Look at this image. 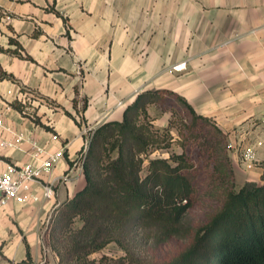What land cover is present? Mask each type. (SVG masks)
Returning <instances> with one entry per match:
<instances>
[{
  "label": "crops",
  "instance_id": "0c3cea01",
  "mask_svg": "<svg viewBox=\"0 0 264 264\" xmlns=\"http://www.w3.org/2000/svg\"><path fill=\"white\" fill-rule=\"evenodd\" d=\"M161 88L227 134L237 182H262L264 0H0V140L23 137L0 145V173L33 161L32 141L65 147L41 179L52 198L36 182L38 201L0 206V264H58L47 228L85 187L77 158L90 133Z\"/></svg>",
  "mask_w": 264,
  "mask_h": 264
},
{
  "label": "trees",
  "instance_id": "16d2710c",
  "mask_svg": "<svg viewBox=\"0 0 264 264\" xmlns=\"http://www.w3.org/2000/svg\"><path fill=\"white\" fill-rule=\"evenodd\" d=\"M153 107L161 110L159 116L170 112L165 125L155 123ZM175 140L180 152L153 156ZM229 150L227 134L182 95L167 88L139 93L121 119L106 121L89 135L82 159L85 187L63 204L50 230L59 264L90 263L91 254L111 243L125 252L117 264H264V165L261 183H239ZM200 161L210 187L219 188L222 197L194 229L185 213L198 196ZM190 235V243L166 262L149 263L136 253L145 243Z\"/></svg>",
  "mask_w": 264,
  "mask_h": 264
},
{
  "label": "rangeland",
  "instance_id": "374dc122",
  "mask_svg": "<svg viewBox=\"0 0 264 264\" xmlns=\"http://www.w3.org/2000/svg\"><path fill=\"white\" fill-rule=\"evenodd\" d=\"M169 100L171 101L170 103L175 104V107L177 109L182 110L183 106L180 103H178L173 99H169ZM160 111L161 110L159 108H155V107L150 109L151 115L155 117L156 123H158V125L161 124L163 121V119H161L162 116H159ZM167 116L168 117L170 116V112H167ZM157 120L159 121L157 122ZM172 133L174 139H179L175 127L172 129ZM173 151L175 152L181 151V146L177 142V140L174 141L173 145L170 148L159 149L158 151H156V153L153 154V156L167 157ZM223 151L224 149L222 143L218 144V148H217L218 156L219 155L221 156ZM201 165L203 166L204 164H202V162L199 163L198 165L199 172L197 173L198 175L195 180L198 188V196L194 201V203L186 210L185 213L186 222L194 229H196L197 227H199L200 225H202L207 221L210 214L220 204V199L222 197V193L219 188L216 189V187L213 185L210 187L209 177L207 174L208 172ZM55 217L56 215H54V217L51 219L49 226L47 228V245L54 255L56 254L52 250V247L50 245L51 244L50 230L52 228L53 219ZM191 240H192V235L182 238L171 237L167 241L158 244H153L151 242L145 243L137 248L136 253L138 254L139 257L146 258V260H148L149 263H163L176 256L190 243ZM122 256H125V252L116 243H111L107 245L105 248H103L101 251L91 254L90 259L92 261L87 264H117L115 259H118L119 257Z\"/></svg>",
  "mask_w": 264,
  "mask_h": 264
},
{
  "label": "built area",
  "instance_id": "2783aa9c",
  "mask_svg": "<svg viewBox=\"0 0 264 264\" xmlns=\"http://www.w3.org/2000/svg\"><path fill=\"white\" fill-rule=\"evenodd\" d=\"M9 17V16H7ZM175 70H182L186 68V61H181L173 65ZM0 125L3 126V119L0 116ZM21 135H15V141L1 139V146H14L16 142L21 141ZM53 139H59L57 134L53 135ZM89 139L78 155V163L82 171V159L86 152ZM32 157L33 161L22 165H9L7 170L0 173V206L7 204L11 200L17 202H25L28 199L38 201L40 195L33 190V183H40L42 188V196L50 199L55 195V188L53 183L41 182L44 173L49 171L64 155V145L55 150H46L32 141ZM242 160L247 168H252L257 164L255 150L248 147L242 152ZM64 180L68 179V175H64Z\"/></svg>",
  "mask_w": 264,
  "mask_h": 264
}]
</instances>
